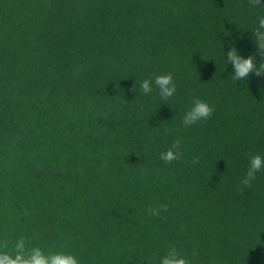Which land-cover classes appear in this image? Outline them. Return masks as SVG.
Segmentation results:
<instances>
[{
  "label": "trees",
  "instance_id": "1",
  "mask_svg": "<svg viewBox=\"0 0 264 264\" xmlns=\"http://www.w3.org/2000/svg\"><path fill=\"white\" fill-rule=\"evenodd\" d=\"M261 16L249 0H0L8 251L25 237L80 264H159L171 245L192 264H264V172L240 183L249 153L264 156V75L236 81L226 56L264 62ZM193 98L215 111L185 127ZM176 140L183 157L163 163Z\"/></svg>",
  "mask_w": 264,
  "mask_h": 264
},
{
  "label": "clouds",
  "instance_id": "2",
  "mask_svg": "<svg viewBox=\"0 0 264 264\" xmlns=\"http://www.w3.org/2000/svg\"><path fill=\"white\" fill-rule=\"evenodd\" d=\"M249 3L252 7L264 6L261 4V0H249ZM251 32L257 45L258 54L264 57V16L258 18L256 27ZM226 56L227 63L234 67V73L232 74L234 80L247 81L252 73H255L258 77L264 75V62L258 64L255 55L244 58L237 48L232 47L226 53ZM154 84L159 90L162 102L168 101L176 93L177 87L171 73L156 76ZM136 88L135 85L132 91H136ZM153 90L152 79H145L139 88V91L146 95L152 93ZM214 111V107L206 101L193 98L191 106L183 116L182 123L185 127H192L202 121L206 122L212 117ZM182 157L181 141L176 140L166 152L160 154V161L171 164L174 161H180ZM191 163H199V157L193 158ZM259 172H264V156L259 153H249L248 169L240 183L245 188L250 189ZM240 191L242 192L243 189H240ZM146 211L149 216L159 217L161 212L168 211V205L150 206ZM8 248L9 241L7 239L0 240V264H80L77 256L73 254L52 251L46 253L39 246L29 247L28 240L25 237L18 238L11 251H8ZM192 255L196 256L198 253L193 251ZM159 264H192V261L188 256L182 254L175 245H171L164 255L159 258Z\"/></svg>",
  "mask_w": 264,
  "mask_h": 264
}]
</instances>
